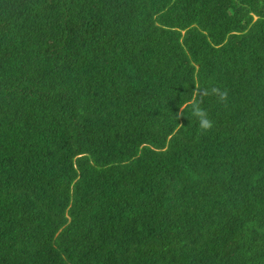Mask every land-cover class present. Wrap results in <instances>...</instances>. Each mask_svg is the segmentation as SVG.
Segmentation results:
<instances>
[{
    "label": "trees",
    "instance_id": "16d2710c",
    "mask_svg": "<svg viewBox=\"0 0 264 264\" xmlns=\"http://www.w3.org/2000/svg\"><path fill=\"white\" fill-rule=\"evenodd\" d=\"M0 264H264V0H0Z\"/></svg>",
    "mask_w": 264,
    "mask_h": 264
},
{
    "label": "clouds",
    "instance_id": "9594fccd",
    "mask_svg": "<svg viewBox=\"0 0 264 264\" xmlns=\"http://www.w3.org/2000/svg\"><path fill=\"white\" fill-rule=\"evenodd\" d=\"M202 126L205 127V128L209 127V125H208V123L206 121L202 123Z\"/></svg>",
    "mask_w": 264,
    "mask_h": 264
}]
</instances>
